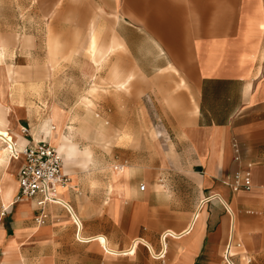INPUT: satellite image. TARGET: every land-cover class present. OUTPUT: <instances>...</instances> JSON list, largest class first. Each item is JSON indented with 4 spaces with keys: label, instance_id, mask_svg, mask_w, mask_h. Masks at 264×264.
Returning a JSON list of instances; mask_svg holds the SVG:
<instances>
[{
    "label": "crops",
    "instance_id": "obj_1",
    "mask_svg": "<svg viewBox=\"0 0 264 264\" xmlns=\"http://www.w3.org/2000/svg\"><path fill=\"white\" fill-rule=\"evenodd\" d=\"M91 1L93 6L100 4L107 9L108 5L119 6L111 42L119 38L126 47L122 55L127 54L131 62V69L125 70L116 60L110 72V82L108 72L105 77H96L94 80H100L102 84L97 86L98 90L92 88L91 96L97 92L100 94L95 98L81 96V79L77 77L71 92L67 88L56 91V82L51 87L46 82L48 68L38 62L34 65L33 54L42 51L43 37H46L49 57L53 59L57 52L56 41L48 38L50 0H0V128L8 129L15 136L19 151L25 146L46 142L57 150L62 144L67 149L90 153L83 159L75 157L69 168L65 157L60 154L65 159L63 169L68 181L66 186L58 188V197L65 205H46L47 219L42 226L34 223L39 212L33 202L13 200L18 196L17 181L16 193L13 190L8 203L3 202V209H0V264H229L228 259L234 263L233 260L240 255L245 264H253L251 254L234 252L231 244L235 238L238 210L251 209L246 214L254 216L264 213V0ZM226 5L237 9L226 13ZM93 14L91 21L90 14L83 18L78 13L72 14L74 25L69 28L80 35L84 22L91 23L89 54L97 70L103 67L108 70V60L118 51L109 54L112 43L103 47L108 45V15ZM68 15L56 14L58 35L69 29L62 23ZM246 15L255 20L248 23L249 34L243 40L237 36L230 45H241L254 52L253 56L242 53L239 56L241 64L255 63L256 58L262 62L253 80L230 75L224 68L225 21L244 20ZM99 17L105 20L104 28H97L95 21L101 22ZM255 24L253 29L251 26ZM250 33L258 38V44H249L253 37ZM97 36L104 37V40L99 43ZM16 41L20 44H15ZM190 60L194 62L188 64ZM50 63V68L54 69L53 60ZM117 65L121 74L119 80L113 76ZM35 68L42 70L41 77L37 72L34 76ZM164 69L178 70L180 78L155 77ZM136 73L141 81L137 83L138 92L144 91L145 79L154 84L174 81L164 84L186 87L176 93L183 101L182 118L168 119L167 124L178 137L176 147L187 148L191 168L198 169L192 173L197 175L201 199L189 220L177 231L172 229L174 224L165 220L163 227L167 229L160 233L162 196L151 197L145 185L144 191H140L143 184L136 183L134 170L142 171L144 179L150 180L152 168L149 163L143 165L149 169L145 171L143 168L112 165L109 163L112 158L107 154L104 156V166L113 168L116 179L126 176L128 167L131 169L130 187L120 181L109 187L111 174L107 169L103 173L90 171L95 164L92 161L96 160L90 148H147L151 161L161 164L150 151L155 143L160 144V135L152 141H144L143 135L133 139L130 133H144L145 115L149 118L152 114L148 109H154L162 118L173 115L161 105H148L143 95L132 105L127 99H122L121 103L117 99L122 92L128 91ZM109 83L113 87L111 91H108L111 88H108ZM130 108H135L131 112L136 113H130ZM15 128H18L17 133ZM38 128L42 136L37 134ZM19 130L22 135L18 134ZM80 134L88 139L84 142L88 149L83 151L80 150L81 143L73 141L79 139ZM122 134L128 138L121 139ZM102 139L104 144H101ZM234 141L240 150L238 162L233 160ZM158 150L159 154H164L160 147ZM142 156L134 153L133 163L128 160L124 164L140 165ZM18 161L16 178L22 166V161ZM166 162L161 167L166 166ZM247 166H250V189L233 192L227 186L228 182ZM158 182L160 189L165 191L164 180L160 178ZM202 201L205 203L200 209ZM199 209L200 217L192 231L179 238L166 237L167 251L160 256L163 250L161 234L166 230L182 233ZM166 213L176 214L171 210ZM151 216L154 220L150 219ZM101 237L107 247L119 252L129 249L139 238L148 241L159 256L154 258L141 244L137 245L133 255L112 256L105 251ZM250 238L255 253L264 248V242L256 232L251 233ZM228 243L230 250L226 251ZM237 245V248L241 247L240 243Z\"/></svg>",
    "mask_w": 264,
    "mask_h": 264
},
{
    "label": "rangeland",
    "instance_id": "obj_2",
    "mask_svg": "<svg viewBox=\"0 0 264 264\" xmlns=\"http://www.w3.org/2000/svg\"><path fill=\"white\" fill-rule=\"evenodd\" d=\"M95 6L96 5L94 6L92 5L91 0H50V3L48 5V12H49L48 26H50L48 38L55 40L57 43L56 45L57 52L55 53L56 56L53 59L49 57L48 52L46 51V37H43L42 51L33 54V61L35 66H36V62H38L39 64H43L46 68H48V77H47V73L45 74L46 70L43 69L44 75H46L47 77L46 82L48 86L50 85V87L53 86L54 82H56L57 85L55 88L57 89L56 91L58 92L60 91V89L62 90L63 88H67L71 92L74 89L73 84L74 83L76 84L77 82L76 81V77H77V79L79 78L81 79V86H80L81 96L84 95L88 97L91 96L90 92L92 88L98 90L97 86L99 87V84L101 83L100 80H98V82L94 80L96 77L97 78L105 77L107 76V72H108V81H109L110 72L116 60H118L121 63L123 69L125 70L131 69V62L129 57L127 56V54L122 55V52L125 51H118L117 53H115L113 56L110 57L111 62L108 60V70L105 67L97 70V67L93 63V60L91 59V56L88 51L91 23L88 21L84 22L85 26L82 28V31L79 32V34L81 33L80 35H78L77 31H75L74 33L69 28L70 26L74 25V21H73L74 17L72 16V14L74 13H78L79 15L82 16V18L85 15L90 14L89 17L90 21L92 18H94L93 17L94 12L97 14V16L108 15V45L107 46L103 45L104 48H107L111 44L113 34L115 33V23L117 16L116 12L119 6L108 5V9H107L106 6L98 4L94 10ZM100 6H102L103 8L100 9ZM18 8H20V6H18ZM32 8L33 10H35L34 6ZM236 9H237L236 6L226 5V13H230V12L232 13ZM18 12L21 11L18 9ZM57 13L69 14L66 17V19L63 20L62 22L63 24L68 26L69 29H67L68 31L67 30L63 31L60 35L57 34L55 27V24L57 23L55 21ZM98 19H100L101 22H99L98 20L95 21L97 24V28L98 27L100 28V26L104 28V23H105L104 18L99 17ZM254 21L255 20L250 18L249 15H246V19L244 20H240V21L226 20L224 25L225 71L230 75H237L238 77L247 78L248 80L249 79L253 80L256 78L255 75L257 73L258 68L262 67V62L258 61L257 60L258 58H256L257 61L255 60V63L246 62L241 64L239 61V56L242 53H247V54L250 53L253 56L254 52L252 50L248 51V48L243 47L241 45H236L235 47H232L230 43L237 36L240 37L241 40H243L244 36L247 35V33L249 34L248 23ZM95 22H93V25ZM251 27L255 29L256 24L255 26H251ZM250 34L253 36L252 33ZM97 38L99 43L101 40H104V37L101 38L100 36H97ZM15 44H20V41H16ZM249 44L250 45L258 44V38L256 36H253L252 38H250ZM232 48H234V51H231ZM21 56L23 57L24 54H21ZM50 60H53L54 69L50 68L51 65ZM192 62H194V60L193 61L190 60L188 64H191ZM35 72H37L40 77L42 76V70L40 68L34 69V76L36 74ZM113 76L116 77L117 80L121 78V74L119 73V67L116 70V73L113 74ZM155 77L180 78V76L176 75L171 69L170 70L164 69L160 71L158 74H156ZM138 82H141L140 75L136 73L134 81L131 83V86L129 87L128 91L122 92V95H119L117 99H119L120 103L122 99H127L129 101V104L132 105L131 103L136 104V99L140 98L143 95L145 99L144 101L148 105L150 106H153V104L161 105L168 113H171L173 115L170 118H162L159 117L158 114H156L158 112H156L154 109H148L152 114L150 115L149 118L147 117V115H145L146 124H145L144 133L143 134L130 133V136L133 139L137 138L138 135H143L144 141H152L155 137H157V135H160V137L158 138L162 146L159 143H155L150 151H152L159 158L161 164L159 162H156L155 160L151 161L149 155L150 152L147 148L144 149L131 148L128 150H123V149L112 150L110 148L106 149L103 147L90 148V151L92 152V156L96 158L95 161H92V164L93 163L95 164L94 167L91 166L90 171L95 170L97 172L103 173L108 170V172H110L111 174L110 175L111 181L109 187L115 182H119V181L124 182L129 186L128 178L131 172V169L129 167L134 169L143 168L145 171H148L149 169L147 166L150 164V167L152 168L151 171L152 175L149 181H146L144 179V175L142 171L140 170L133 171L134 172L133 174L134 175L136 174L135 175V178L137 179L136 183L137 185L140 184L145 185L146 191L150 193L151 197L153 195L155 197L157 194L162 196L160 202V210L162 211V213H160V218H159V221L162 225L160 233L165 229H167L163 227L164 225H166L165 223L167 221L174 224V227H172V229L174 231H177L184 226V222L186 220L187 221L189 220L191 213L194 212L199 200L201 199L199 193L197 175L192 173V171L197 172L198 169L194 167L191 168L190 160H188V153H187L188 149L187 148L184 149L180 146L179 148L176 147L175 141H177L178 137H175V133L171 132V126L167 124L168 119L174 121L178 118H182L184 113L183 101L180 100L179 97H177L176 93L180 90H185L186 87H178L177 84H173V85L164 84V82H174V81H161L162 83L154 84L152 80L145 79L144 91L138 92L137 91ZM105 86L106 85H104V88H106ZM108 88H110L108 89V91H111L113 89L110 83ZM100 90H103V88L102 89L100 88ZM109 93L110 92H108V94ZM97 94L98 92L96 94H92L91 97L95 98ZM99 95L100 94H98V97ZM132 109L135 108H130V113L135 114L136 112L135 113L131 112ZM0 130L9 132L8 129L0 128ZM17 130L18 128L14 129L16 133ZM41 130L43 134L46 135V132L44 128H42V126H41ZM37 131H38L37 134L42 136L40 132V128H38ZM18 132H19L18 134L22 135L20 130ZM98 135L103 136L104 134L99 133ZM80 136L81 137H78L79 139L74 138L73 141L75 144L76 143L79 144L80 142L81 143L80 150L83 151L85 149H88L85 148L87 144L84 143L87 142L88 139L85 138L83 134H80ZM120 137L121 139L128 138L126 134H122ZM101 144H104L103 139ZM53 147L56 149L55 146ZM159 147L164 152V154L162 155L159 154V150H158ZM194 147L198 151L196 145ZM61 148L68 150L64 145L60 144L58 152L61 155H62ZM76 151L77 153L75 159L77 160H79L80 158L83 159L85 156H88L90 154L88 151L79 152L77 149ZM134 153H140L141 155H143L142 156L143 162H141L140 165L128 164L133 161L134 158L132 157ZM106 154L109 156V158L110 157L112 158V160L109 159L110 160L109 163H111L112 165L129 166L125 170L126 176L123 175L119 179H116L115 176L117 174L114 173L115 176L112 174L113 168L110 167L109 164H108L109 166L106 167L104 166L105 164L104 156ZM127 161L128 163L124 164ZM165 162H166V166L161 167V165L163 166ZM72 165L73 162L70 163L69 165L67 164V168L71 167ZM143 165H147V166H143ZM160 178H162L166 183L165 191H162V189H160L159 187L160 184L158 180ZM16 189H17V178L15 171L11 173V176L9 178V176L7 177L6 175V171L4 173L0 170V209L1 207L3 209V202H4L2 190L5 196L7 194H10L11 196L13 190L16 193ZM151 197H150L151 201L156 203V201L153 200V198ZM15 199L16 197L13 198L14 201ZM168 210H171V212L175 211L176 214H172V215L167 214L166 211ZM238 211L239 212H237L236 215L237 228L235 232L234 242L232 244V251L234 252L246 251L248 254H251L252 257L254 258L253 264H264V248L261 249V251H259L258 253H255L254 250H252L251 248V238H250V234L256 232L261 238L262 242H264V213H258L257 215L254 216V215L246 214L247 211H252L251 209L248 208ZM150 219L154 220V217L151 216ZM243 227L246 228L244 231L242 230ZM158 235L156 234L155 237H158ZM238 243L241 244L240 248H237L236 246ZM241 257H242L241 255L237 256L233 260L234 264H245V261H242Z\"/></svg>",
    "mask_w": 264,
    "mask_h": 264
},
{
    "label": "built area",
    "instance_id": "obj_3",
    "mask_svg": "<svg viewBox=\"0 0 264 264\" xmlns=\"http://www.w3.org/2000/svg\"><path fill=\"white\" fill-rule=\"evenodd\" d=\"M27 130H24L26 133ZM233 160H240V150L236 141L232 142ZM18 160L22 161V166L17 175L18 181V201H31L35 204L38 214L34 218L37 226L45 224L47 215L44 208L49 204L60 205L57 186L64 187L68 181L63 173V159L56 149L46 142H38L32 146L23 147L18 155ZM250 166L241 172L235 173L227 186L233 191L250 189ZM145 186L139 187L144 191ZM4 214V213H3ZM2 214V215H3ZM237 247H239L237 245ZM230 250L229 243L226 251Z\"/></svg>",
    "mask_w": 264,
    "mask_h": 264
},
{
    "label": "bare ground",
    "instance_id": "obj_4",
    "mask_svg": "<svg viewBox=\"0 0 264 264\" xmlns=\"http://www.w3.org/2000/svg\"><path fill=\"white\" fill-rule=\"evenodd\" d=\"M93 45L96 46V42H94ZM125 48L126 47L123 45L122 41L119 38H114L113 43H112V47L109 48V54H111L112 52H115V51H125ZM118 67H119V65H117L115 67V69L113 71V74L116 73V70L118 69ZM171 70L176 75L180 76L178 70H175V69H171ZM50 146H52V145L50 144ZM18 147H19V145L15 141V136L14 135H12L8 131L0 130V169L3 170V171H6V175H7V177L9 176V178L11 176V173L13 171H15V169L18 168V165H19V161H18L17 158H18V155H19V152L20 151H19V148ZM56 151L58 152L57 149H56ZM61 152H62V155L65 157L67 164H70L73 161V159L76 157V153H77L76 148H71V149H68V150H66L64 148H61ZM63 160H64V158H63ZM63 166H64V164H63ZM63 173H64V169H63ZM65 175H67V174H65ZM59 187H61V186H57V193H58V188ZM2 193H3L4 203H8V201L11 198L10 194H7L5 196L3 190H2ZM61 203L63 205H65V203L62 200H61ZM204 203H205V201H202V204L200 206V209L202 208V206L204 205ZM225 205L227 206V208L229 209V211L233 214L231 208L227 205V203H225ZM200 209L194 214L190 226L186 230H184L182 233H179L178 234V233H175L172 230H166L165 232L162 233V235L160 237V241H161L163 250L161 251L160 256H162L164 254L165 250H166V242H165V238L166 237L179 238V237L184 236V235H186V234H188V233H190L192 231L193 227L195 226L196 222L198 221V219L200 217ZM101 239L103 240L104 247H105V251L107 252V254L112 255V256L133 255L138 244L144 245L149 250L150 254L154 258H157L159 256V255H156L155 254L153 247L149 243H147L148 241L146 242V241H144L142 239H139V238L135 239L132 242V244H131V246H130L129 249H127L125 251H121V252H119L118 250L117 251L116 250H112L109 246L107 247L106 246L105 239L102 238V237H101ZM231 246H232V244H231ZM228 263L229 264H234V263H232V261L230 259H228Z\"/></svg>",
    "mask_w": 264,
    "mask_h": 264
}]
</instances>
